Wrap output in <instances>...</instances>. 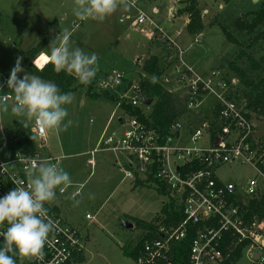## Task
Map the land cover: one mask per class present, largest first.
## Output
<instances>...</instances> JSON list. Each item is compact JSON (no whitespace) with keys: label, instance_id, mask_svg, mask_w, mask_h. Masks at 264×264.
<instances>
[{"label":"rangeland","instance_id":"rangeland-1","mask_svg":"<svg viewBox=\"0 0 264 264\" xmlns=\"http://www.w3.org/2000/svg\"><path fill=\"white\" fill-rule=\"evenodd\" d=\"M184 1L134 0L131 8L119 10L100 23L92 20L81 21L75 17L74 0H0V70L10 75L17 58H22L21 67L25 69L22 52L38 46L49 52L51 42L64 29L71 33L72 47L79 46L86 53H95L98 58V72L92 82L93 89L90 90L88 86L77 81V90L72 92L74 100L68 106V118L74 122L73 125L59 134L48 131L46 145L38 140L36 142L42 158L48 157L50 152L68 155L61 167L71 178L78 174L77 181L85 182L83 187L78 186L79 189L82 188V193L74 200L69 197L65 199L66 196L60 197L67 218L69 216L71 222H74L71 225L81 231L85 240L82 260L71 264H136L135 260L124 255L122 249L127 244L134 245L143 234L136 227L133 217L145 221L155 220L163 206L172 202V197L160 194L154 184L135 186L134 181L141 180L139 177H135V180L134 177L125 179V173L120 168H113L111 163L106 164V167L98 164L92 169L87 166L90 156L82 153L92 149L96 140V137L90 139L87 135L96 129L100 130L108 118V121L114 118L112 128L120 130L117 118L125 115L122 107L118 106V101L107 99L105 92L99 90L101 78L109 77L113 71H117L128 82L141 83L148 77L142 66L152 55L158 56L162 69L159 82L169 92L172 90L170 94L174 99L173 108L180 112L179 118H184L188 127L199 124L201 118L211 116L220 99L214 95L200 96L203 98L202 104L196 110L190 108L191 83L184 81L182 76L187 72V66L192 71L194 64V67L223 75V80L229 81L231 87L225 96L240 102L250 103L252 98L249 88L231 65L239 53L244 51L247 54L236 63L247 78L254 82L264 79V68L255 70L250 60L260 61L264 67V24L251 34L239 31L234 25L237 18L245 19L246 14L258 10L261 0H232L230 3L198 0L205 24V30L200 37L192 36L186 31L189 16L179 14V10L184 7ZM139 10L146 13L148 20L133 28L130 23ZM127 15L131 20L121 21ZM252 17L250 15L248 19L251 20ZM75 23L82 25L76 28ZM223 28L238 39L239 45L228 39ZM171 33L183 48V53L179 51L176 41L168 40ZM34 62L36 67L42 68L50 62L49 55L42 53ZM25 72L28 73L26 69ZM24 74L18 75L22 78ZM202 75L200 76L205 77V74ZM232 79L237 80L236 84L230 82ZM110 94L116 98L119 95L117 92ZM143 109L147 114L151 111L148 107ZM252 113L253 119L258 123L259 132L264 135V115L255 111ZM15 121L18 120L10 112L1 115L0 126L2 125L7 137L15 129ZM5 154L7 153L4 152L2 157ZM117 159L124 165V154L118 152ZM252 174L249 167L238 164L226 165L218 173L225 181L239 183L246 182ZM76 201H79L78 205ZM87 214L92 218H87ZM125 222L133 223L134 227L127 228ZM17 262L30 264L21 258ZM238 264L244 262L240 261Z\"/></svg>","mask_w":264,"mask_h":264},{"label":"built area","instance_id":"built-area-1","mask_svg":"<svg viewBox=\"0 0 264 264\" xmlns=\"http://www.w3.org/2000/svg\"><path fill=\"white\" fill-rule=\"evenodd\" d=\"M124 19L131 20V17L127 15ZM147 20L146 13L139 10L131 26L137 28ZM179 51L184 52L180 48ZM186 70L182 76L184 81L191 83L190 108L196 110L202 104L200 96L214 95L220 99L211 116L201 118L199 124L190 127L184 120H177L169 132L164 133L126 112L123 105L148 107L143 103L146 98L140 82H128L122 73L113 71L109 77L100 80L99 90L119 93L118 106L122 107L125 115L117 119L121 129L109 130L106 127L90 153L124 154L126 161L121 166L126 177H139L155 187H159L158 182L172 197L171 201L182 207L183 219L178 224L160 225L157 231L159 238L146 240L137 264H172L174 245L183 241L189 243L186 264H220L225 258L221 245L227 236L231 239L229 250L235 244L251 240L246 249L249 264H264V220L247 222L245 217L249 202L264 193V136L257 134L258 123L253 116L249 117L252 114L247 111L248 103L225 96L231 87L229 81L223 80V75L202 77L188 66ZM9 77L0 71V95L8 94L11 104L14 94L7 86ZM230 82L236 84L237 80ZM31 132L46 145L47 130L33 124ZM6 147L7 142L0 147V197L16 186H26L27 170L34 164L52 162L59 167L61 165L59 157L42 158L39 152L34 156L17 153L2 157ZM234 164L249 167L252 176L244 183L221 179L219 171ZM79 194L81 189L75 191L73 197ZM46 206L55 223V231L50 236V246L45 247L44 260L28 262H72L76 255L85 251L84 236L53 205ZM87 218L92 216L88 214ZM3 241L4 238L0 237V247Z\"/></svg>","mask_w":264,"mask_h":264},{"label":"clouds","instance_id":"clouds-1","mask_svg":"<svg viewBox=\"0 0 264 264\" xmlns=\"http://www.w3.org/2000/svg\"><path fill=\"white\" fill-rule=\"evenodd\" d=\"M133 5L134 0H74L73 14L81 21L103 23ZM70 37L67 29L60 32L48 48L49 60L57 73L75 75L80 84L88 86L98 72L97 55L72 47ZM21 59L17 58L7 81L14 100L9 104L8 94L0 95V114L10 112L24 127L35 124L56 134L66 132L74 123L68 118L74 95L61 92L52 81L26 73ZM19 73L25 74L21 78ZM26 176V186H16L0 197V237L4 238L0 264H17V257L30 262L44 260L45 247L50 246L56 227L46 205L55 203L57 193H65L73 184L70 174L52 162L34 164Z\"/></svg>","mask_w":264,"mask_h":264},{"label":"trees","instance_id":"trees-1","mask_svg":"<svg viewBox=\"0 0 264 264\" xmlns=\"http://www.w3.org/2000/svg\"><path fill=\"white\" fill-rule=\"evenodd\" d=\"M224 3H230L232 0H220ZM259 9L248 13L245 15V19L237 18L234 25L241 32L254 33L259 27L264 24V0H261ZM200 2L198 0H185L184 7L179 10V14H187L189 16V22L186 26V31L188 34L199 37L205 30V24L203 20V10L200 8ZM252 15V19L249 20V16ZM228 39L233 43L239 45V41L236 37L232 35L226 28H223ZM43 51L42 47H35L27 52H22V56L25 59V69L29 74H34L40 76L44 80L54 82L64 93H72L77 90V79L74 75H69L65 72L57 73L54 70L51 62L47 63L42 68H38L34 65L33 61L39 56ZM246 54L244 51L237 55L236 61L232 62L231 65L234 67L235 72L239 75L243 83L247 88H249V95L252 101L247 104V111L259 112L264 115V79L259 82H254L252 79H248L246 74L238 68L236 65L237 60L242 58ZM247 55V54H246ZM250 59V57H249ZM252 66L255 70L263 69V63L260 61H255L250 59ZM264 62V58L262 60ZM161 61L158 56H151L147 59L145 65L143 66V71L148 74V77L141 82L142 92L146 100H151V104L148 108H151L149 114L141 107H133L132 105H123L122 107L130 115L137 116L140 120L146 122L148 125L164 131V133L169 132L170 126L179 120L180 112L173 108L174 99L170 92L159 82L162 77ZM88 87L93 89V84L91 83ZM105 97L111 101H117L114 95L109 92L104 93ZM97 95H94L96 97ZM146 107V106H145ZM219 107V106H218ZM219 109V108H218ZM252 115L249 114V117ZM179 118V119H178ZM16 132L8 140L7 147L11 151L12 156L17 153L24 154L26 156H34L36 153L35 140L32 139L33 135L30 132L29 127H24L23 124L16 122ZM154 181V180H153ZM157 182V181H155ZM159 187L158 192L162 195H167L164 186H161L158 182ZM139 185H145L139 182ZM182 207L175 205L171 202L164 205L160 215H158L155 220L145 221L133 217L136 222V227L143 231L141 237L138 238L136 243L127 244L122 247L125 256L132 258L137 261L140 256L141 250L144 248L146 240H154L159 238L157 233L160 225L170 226L172 224H178L182 219ZM246 221L251 222L254 219L258 221L264 220V193L260 198H253L249 202L246 213ZM227 236V235H226ZM231 243L230 236L226 237L221 245V248L225 254L224 261L220 264H238L240 261L245 259V251L247 247L251 244V240L246 239L239 244H235L233 249L229 250L228 247ZM189 255V243L183 241L176 243L174 245L172 264H186L187 257ZM83 253H79L75 256L74 261L78 262L82 260ZM17 261L19 257L16 258ZM68 262L67 264H71ZM18 263V262H17Z\"/></svg>","mask_w":264,"mask_h":264},{"label":"crops","instance_id":"crops-1","mask_svg":"<svg viewBox=\"0 0 264 264\" xmlns=\"http://www.w3.org/2000/svg\"><path fill=\"white\" fill-rule=\"evenodd\" d=\"M253 1H257V0H253ZM122 20H124V18L122 19ZM121 20V21H122ZM187 22H188V20H187ZM80 25V27H81V23H75V27L76 28H78V26ZM130 25H131V23H130ZM178 34V33H177ZM170 38H171V40H174V41H176V43H177V46H179V43H178V41L176 40V38L174 37V35L171 33L170 34V36H169ZM200 37V36H199ZM179 48L180 49H183L181 46H179ZM42 53H45V54H47V55H49V52H46L45 50H43L39 55H41ZM152 56H154V55H152ZM150 58V57H149ZM146 63V62H145ZM145 65V64H144ZM143 65V66H144ZM142 66V67H143ZM39 68V67H38ZM204 70V71H206V72H203V71H201V70ZM193 70L199 75L200 73H202V74H205V76H211V75H215L216 73L215 72H209L208 70H206L205 68L203 69V68H197L196 66L194 67V64H193ZM2 73H4V74H6V75H8V76H10L8 73H6V72H4L3 70H0ZM218 73V72H217ZM222 73V72H221ZM202 74H200V75H202ZM218 74H220V73H218ZM75 76V75H74ZM202 76H204V75H202ZM101 79H103V78H101ZM100 79V80H101ZM163 85V84H162ZM164 86V85H163ZM166 87V86H165ZM167 88V87H166ZM172 90H170V92H171ZM172 93V92H171ZM83 103H84V101H83ZM1 115L2 114H0V120H1ZM196 118V117H195ZM108 119H110V118H108ZM108 119H107V121H106V123L105 124H103V126H102V128L100 129V130H95V132H93V133H91V134H88L87 136H88V138H90V139H93V138H95L96 137V140H95V145H94V147H92V149L90 148V149H88V150H86L85 152H83L82 153V155H88V156H90V157H88V159H87V166H91V169L92 168H94V166L96 167V166H98V164H101L103 167L105 166H107L106 164H109V163H111V165H112V167L113 168H120L121 169V171L123 172V167L121 166V164H123V162L122 161H120V160H116V156H117V154H115V153H111V152H107V151H100V152H97V153H95L94 155H92V153H90V151H92L96 146H97V144H98V141H99V139H100V137H101V135H102V132L105 130V128L106 127H109V129L110 130H112V129H115V128H112V121H113V119L114 118H112V121H108ZM118 119V118H117ZM179 120H184V118H180ZM185 121V120H184ZM16 122H18V123H20L19 121H15L14 122V127H15V129L11 132H9V134H10V136L9 137H7L8 135H6V132H4V130H3V128H2V125L0 126V147L5 143V142H7L8 143V140H9V138L11 137V136H13L14 134H15V132H16V129H17V127H16ZM118 123V122H117ZM22 124V123H21ZM33 126V124H30L28 127H29V129H30V132H31V127ZM111 126V127H110ZM32 133V132H31ZM257 134L259 135V136H264V135H261V133L259 132V130H257ZM33 135V134H32ZM34 136V135H33ZM36 142H37V139H35V145H36ZM48 142V141H47ZM4 152H6L7 154H5V157H9V156H12V153H11V151L8 149V147H6L5 149H4V151L2 152V154L4 153ZM36 152H38V150H37V147H36ZM101 154H104V155H101ZM77 155V154H76ZM50 156H52V157H59L60 159H61V165H60V167L62 166V164L64 163V160L68 157V155H66V154H62V155H59V154H51V152H50V155L48 156V157H50ZM109 156L111 157V159H109ZM91 161H93L94 162V164H91ZM93 173V171L90 173V175ZM123 174H124V172H123ZM77 176H78V174L77 175H75L74 177H72L71 179H72V181H73V183H75V184H77L76 186H72V187H70L67 191H66V193L65 194H60L59 192L57 193L58 194V199L55 201V203H53L52 205L63 215V217H64V219L68 222V223H70V224H74V222L72 223L71 222V218L68 216V218H67V216H66V214H65V208L63 207V200L60 198V197H64V196H66L65 197V199L67 198V197H69L70 199H73L74 200V197H73V194L75 193V191H77V190H79V188H78V186L79 187H83L84 186V184H85V182L83 183V182H78L77 181ZM251 176V175H250ZM124 178L125 179H127V177L125 176V174H124ZM135 180V179H134ZM139 182H141V183H143V184H148L146 181H144V180H137V182L136 181H134V183H135V186H137V185H139ZM81 189V193H82V188H80ZM60 204H58V203ZM88 215V214H87ZM133 224V223H132ZM76 225V224H75ZM133 227H134V224H133ZM132 227V228H133ZM83 255H84V252H83ZM257 257H258V254L255 256V259H257ZM136 262V264H137V261H135ZM241 262H244V264H249V260L247 259V257H246V251H245V259H243Z\"/></svg>","mask_w":264,"mask_h":264},{"label":"water","instance_id":"water-1","mask_svg":"<svg viewBox=\"0 0 264 264\" xmlns=\"http://www.w3.org/2000/svg\"><path fill=\"white\" fill-rule=\"evenodd\" d=\"M143 103L146 104V105H150L151 104V100L143 99ZM125 225L129 229H131L133 227V224L131 222H125Z\"/></svg>","mask_w":264,"mask_h":264}]
</instances>
